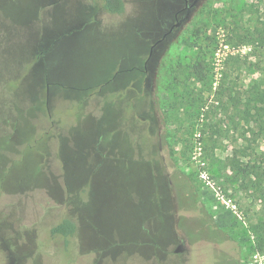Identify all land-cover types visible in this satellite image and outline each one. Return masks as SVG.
I'll list each match as a JSON object with an SVG mask.
<instances>
[{
    "label": "rangeland",
    "instance_id": "obj_1",
    "mask_svg": "<svg viewBox=\"0 0 264 264\" xmlns=\"http://www.w3.org/2000/svg\"><path fill=\"white\" fill-rule=\"evenodd\" d=\"M125 2L0 0V264H264V0Z\"/></svg>",
    "mask_w": 264,
    "mask_h": 264
},
{
    "label": "trees",
    "instance_id": "obj_2",
    "mask_svg": "<svg viewBox=\"0 0 264 264\" xmlns=\"http://www.w3.org/2000/svg\"><path fill=\"white\" fill-rule=\"evenodd\" d=\"M96 1H98L105 10H107L108 12H110L112 14L122 15V14H125V12H126L125 0H96ZM177 19H178V17H177ZM260 36H262V35H260ZM263 37H264V33H263ZM152 48H153V46H152ZM192 67H193L192 72L197 76L198 81L208 82L209 72H208V70L205 69L204 60L197 61ZM104 84L105 83L100 84V85H95V86L91 87V90H94L96 93H98ZM6 85L10 91L14 89V84H12L11 80L8 83H6ZM260 100L262 102H264V92L260 96ZM262 109H264V106L263 107H256L257 115L260 114V111ZM164 119H165V121H167L168 117L166 116ZM241 165L242 164H240V163L233 162L231 167H233L236 170L237 174L241 173L242 177L249 175V172L254 167L251 165H247V168H245L244 166H241ZM256 182H258V181H256ZM260 225L264 229V222H262ZM76 230H77L76 223L72 219H70L68 217H64L59 222H57L55 225H53L51 227L50 233L53 236H59V237H63L65 239H67L70 236L74 235L76 233ZM256 248L259 251H263V249H264L263 242L258 240V243H256Z\"/></svg>",
    "mask_w": 264,
    "mask_h": 264
},
{
    "label": "water",
    "instance_id": "obj_3",
    "mask_svg": "<svg viewBox=\"0 0 264 264\" xmlns=\"http://www.w3.org/2000/svg\"><path fill=\"white\" fill-rule=\"evenodd\" d=\"M199 0H192L191 2H187L186 5L188 6V9H191L193 8L197 3H198ZM181 23V19L177 20V22L170 28L169 32L172 31L174 29L175 26H178L179 24ZM168 33V32H167ZM166 33V34H167ZM165 34V35H166ZM184 250V247L182 244H179L175 249L174 251L175 252H182Z\"/></svg>",
    "mask_w": 264,
    "mask_h": 264
},
{
    "label": "flooded vegetation",
    "instance_id": "obj_4",
    "mask_svg": "<svg viewBox=\"0 0 264 264\" xmlns=\"http://www.w3.org/2000/svg\"><path fill=\"white\" fill-rule=\"evenodd\" d=\"M187 2H189L188 0H185V5H186V3ZM186 8H187V11H186V14H185V16L184 17H181L182 19H185V18H187L189 15H190V13H191V11H192V9L194 8H191V9H188V6L186 5ZM178 12L176 13V17H178Z\"/></svg>",
    "mask_w": 264,
    "mask_h": 264
},
{
    "label": "crops",
    "instance_id": "obj_5",
    "mask_svg": "<svg viewBox=\"0 0 264 264\" xmlns=\"http://www.w3.org/2000/svg\"><path fill=\"white\" fill-rule=\"evenodd\" d=\"M116 15H119V14H116ZM140 56L142 57V62H143V50L140 52Z\"/></svg>",
    "mask_w": 264,
    "mask_h": 264
}]
</instances>
